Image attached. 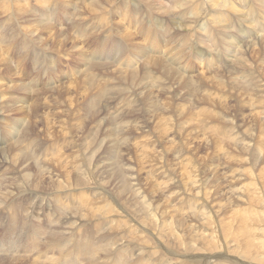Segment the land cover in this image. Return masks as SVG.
<instances>
[{
	"label": "rangeland",
	"instance_id": "rangeland-1",
	"mask_svg": "<svg viewBox=\"0 0 264 264\" xmlns=\"http://www.w3.org/2000/svg\"><path fill=\"white\" fill-rule=\"evenodd\" d=\"M89 1L0 0V264H264V1L195 0V16L163 12L170 0H154L151 16L152 0H114L112 15L84 10ZM137 24L135 39L123 36ZM163 29L184 51L164 45ZM58 30L66 39L48 50L35 40ZM169 51L201 52L180 63L178 82L157 66ZM76 164L92 172L78 176ZM132 180L155 211L143 221L124 209Z\"/></svg>",
	"mask_w": 264,
	"mask_h": 264
},
{
	"label": "bare ground",
	"instance_id": "bare-ground-1",
	"mask_svg": "<svg viewBox=\"0 0 264 264\" xmlns=\"http://www.w3.org/2000/svg\"><path fill=\"white\" fill-rule=\"evenodd\" d=\"M61 1V0H60ZM114 0H90L89 2H87L86 4H87V6L84 8V10H86V11H88V12H96V11H100V12H108V15H112V14H110V11H112V12H116V9L118 8V4H117V6L114 8V2H113ZM262 1H264V0H262ZM84 2V1H83ZM191 2V3H190ZM196 1L195 0H170V3H167V6H165V4H163V3H160L159 4V8L160 9H162L163 10V12H167V10L169 9V8H171V7H173V6H177V8L178 7H180V9H177V10H179V11H181V10H183V12L185 13V12H187V8L189 7V9L191 8V11L193 12V10H197V8L199 7V5L198 4H196L195 3ZM220 2H221V4H225V3H227L228 1L227 0H220ZM205 3V2H204ZM212 3V2H211ZM27 4V3H26ZM128 4H130V2L128 1ZM219 4V3H218ZM220 4V5H221ZM8 5V4H7ZM59 5H62V7H60ZM144 5H145V7H146V11H147V15L148 16H151L152 14V12L156 9V8H154L153 7V5H156V2L154 1V0H152V1H144ZM186 5V6H185ZM57 6V8H59V10L60 11H63L64 9H67L66 7H65V5H63L62 3L61 4H57L56 5ZM205 6V5H204ZM18 7V6H17ZM110 7H111V9H110ZM138 7V6H137ZM132 8H134V9H136L137 10V8H136V5H133L132 6ZM222 8H224V7H222ZM139 10H141L140 8L138 9V11ZM24 11V10H23ZM34 13V12H33ZM54 13V12H53ZM77 13V12H76ZM75 13V14H76ZM145 13V12H144ZM168 13V12H167ZM198 13V11L197 12H193V14L191 15V16H195L196 14ZM138 14H140V12H138ZM40 15V14H39ZM54 15V14H53ZM86 15V14H85ZM142 16V15H141ZM1 17V16H0ZM25 17V16H24ZM41 17V16H40ZM56 17V16H55ZM178 17V16H177ZM105 18V17H104ZM110 18V17H109ZM142 18V17H141ZM141 18H140V21H141ZM193 18V17H192ZM264 18V17H263ZM16 19V18H15ZM109 20H111V19H109ZM260 20L262 21V23L264 22V20L262 19V18H260ZM259 20V21H260ZM107 21H108V19H107V17L105 18V20H104V24H101V27H104V26H107V25H110V24H107ZM146 21L148 22V20L146 19ZM176 21V20H175ZM179 21V20H178ZM48 22V21H47ZM54 22V21H53ZM110 22V21H109ZM189 22V19L188 18H185V19H183L178 25H181V24H184V23H188ZM138 23V22H137ZM174 23V22H173ZM8 24V23H7ZM6 24V25H7ZM134 24V23H133ZM14 24H8V27H11V26H13ZM22 25V24H21ZM49 25V24H48ZM51 25V24H50ZM138 25V26H137ZM137 25H131V27L133 28V31L135 32V33H133V32H126V33H124L123 34V36L124 37H129V38H132L133 37V39H135L136 37V35H138L137 34V32L135 31V28H137V29H139V30H141V24H137ZM157 25H160V27L161 26H163V24H144V26L142 27V30H143V28H147V29H150L152 26H155V27H157ZM264 25V24H263ZM27 26L29 27V28H31L32 30H33V32L34 33H36V32H38L39 33V31H44V30H51L49 27L47 28V27H41L40 28V30L39 31H37L38 30V27H40L41 26V24H27ZM173 26V25H172ZM111 27H113V26H111ZM185 27V26H184ZM204 25L202 24L201 25V27H200V29L204 32V34H205V36H204V38H205V41H207V42H211L214 38H215V34H214V32H209V30H208V32H206L205 30H204ZM227 27V26H226ZM254 27H256V24H254ZM257 27L259 28V24H257ZM87 28H88V26H87ZM225 28V27H224ZM248 28H249V26H248ZM26 29V28H25ZM190 29H191V27H190ZM211 29V28H210ZM226 29V28H225ZM23 30V29H22ZM28 30V29H27ZM103 30H105V27L103 28ZM256 30H260V31H264L263 29H262V27L260 28V29H256ZM56 31V30H55ZM63 32V33H60V32ZM69 31V30H68ZM74 31V30H73ZM182 31V30H181ZM212 31V30H211ZM49 32V31H48ZM118 32V31H117ZM139 32V31H138ZM224 32H225V30H224ZM246 32V30H241L240 31V34H237V35H242L243 33H245ZM30 33V32H29ZM28 33V34H29ZM51 33H52V31H51ZM64 31H62V30H58L57 32H55V34H54V36H52V37H47V40L46 41H44L39 35H35V40H37L38 42H40V43H38V44H42V45H45L46 46V49H47V47H51L53 44H54V41L52 40V39H54V40H57L59 37H63V39L62 40H65L66 39V37H65V35H64ZM143 33V32H142ZM248 33V32H247ZM67 34V33H66ZM114 34H115V32H114ZM174 33H172V30H170V31H168L167 32V30L166 29H163V30H161L160 32H159V35L161 36V41H166V40H168V42L166 43H164V45H169V44H172V45H174L173 47L175 48V49H177L179 52H182V51H184V49L186 48L185 46L183 47V42H180V41H177V40H175L177 37L175 36V35H173ZM22 35H24V34H22ZM135 35V36H134ZM207 35H208V37H207ZM26 36H30V34L29 35H26ZM51 36V35H50ZM229 35H226V37H228ZM7 37V36H6ZM174 37V38H173ZM255 36H252V38H254ZM122 38V37H121ZM22 39V38H21ZM125 39V38H124ZM249 39V38H248ZM9 39L7 38V41H8ZM31 40V39H30ZM69 40V39H68ZM227 40V39H226ZM23 41V40H22ZM33 41V40H32ZM58 41V40H57ZM60 41V40H59ZM108 41V40H107ZM232 41H234V40H232ZM64 42L65 41H62V43L64 44ZM67 42V41H66ZM78 42V41H77ZM69 43V42H68ZM71 43V42H70ZM67 44V43H66ZM65 44V45H66ZM74 44H76V43H74ZM115 44V43H114ZM150 44H151V42H150ZM41 45V46H42ZM69 45V44H68ZM117 45V44H116ZM138 45V44H137ZM212 45V44H211ZM39 46V45H38ZM60 46H61V44H60ZM64 46V45H63ZM158 46V45H157ZM163 45H161V47H162ZM171 46V45H170ZM82 47V46H81ZM116 47V46H115ZM159 47V46H158ZM205 47V46H204ZM62 48V47H61ZM65 48H67V47H65ZM77 48V47H76ZM53 49V48H52ZM63 49V48H62ZM203 49H205V48H203ZM203 49H200V51L201 52H203L204 50ZM48 50V49H47ZM55 50V49H54ZM59 50V49H58ZM57 50V51H58ZM61 50V49H60ZM74 50H75V45H74ZM77 50H78V48H77ZM115 50H116V48H115ZM176 50V51H177ZM245 50V49H244ZM51 51V50H50ZM62 51V50H61ZM168 51V50H167ZM175 51V50H174ZM199 51V52H200ZM224 51L226 52V54H229L230 52H232L231 51V47L230 46H228L227 44L225 45V47H224ZM60 52V51H59ZM104 52V51H103ZM155 52H157L156 50H154V53ZM161 52V51H160ZM169 52H171V51H169ZM198 52V53H199ZM200 52V53H201ZM79 53L81 54V52L79 51ZM101 53V52H100ZM142 53H144V54H146L145 52H142ZM142 53H138V54H142ZM177 53V52H176ZM198 53H192V55H194V56H197L198 55ZM94 54V53H93ZM138 54H136V55H138ZM143 54V55H144ZM256 54V53H255ZM31 55V54H30ZM72 55V54H71ZM101 55V54H100ZM156 55H158V52L156 53ZM164 56L163 57H166L167 58V60H165V59H162V60H160V62H158V60H157V62H158V64H157V66L159 65L160 66V68L162 69V71H165V72H167L170 76L169 77H171L172 78V80L173 81H177L178 82V77L175 75V74H179V75H182L183 76V72L182 73H179L180 72V63L182 62V61H186L188 58H190L192 55H190V54H188L187 56H186V60H184L185 58V56L182 58L181 57V59L180 58H177V57H175L174 56V54H173V52H171V53H164L163 54ZM181 55V54H180ZM178 56V55H177ZM31 57V56H30ZM34 57V56H33ZM179 57V56H178ZM1 59V58H0ZM148 59V58H147ZM146 59V61H148ZM196 59H199V58H196ZM152 60V59H151ZM156 60V59H155ZM230 60V59H229ZM256 60V59H255ZM2 61V60H1ZM133 61V60H132ZM153 61V60H152ZM161 61H163V63L164 64H167L168 66H166V65H164V64H162L161 63ZM225 64V63H224ZM132 65H134L133 63H132ZM128 66V65H127ZM147 66H149V64L147 65ZM151 66V65H150ZM156 66V65H155ZM131 67V66H130ZM9 68V67H8ZM118 68V67H117ZM116 68V69H117ZM119 68H121V67H119ZM95 69V68H94ZM97 69H99V68H97ZM104 69V68H103ZM122 69V68H121ZM81 70V69H80ZM100 70V69H99ZM102 70V69H101ZM147 70V69H146ZM160 70V69H159ZM95 73H97V72H95ZM124 73V72H123ZM174 74V75H172V74ZM262 73V72H261ZM162 74V73H161ZM164 74V73H163ZM132 75V74H131ZM130 75V76H131ZM148 75V74H147ZM166 75V74H165ZM178 75V76H179ZM158 76L155 78V79H152L151 78V81L149 82L151 85H152V83L153 82H156L153 86H155V88H156V86H158L159 85V83H158ZM168 78V77H167ZM192 78V77H191ZM132 79V78H131ZM184 79V78H183ZM182 79V80H183ZM169 80H170V78H169ZM171 80V81H172ZM185 80V79H184ZM189 82L190 81H187L186 80V82L184 81V83H183V85L182 86H188L187 87V89L189 88V92H186V93H192L193 91H194V89H193V91H192V88L191 87H189V86H192L193 85V83H192V85H189ZM195 87H196V85H198V92H197V94H200L201 92H203V88H202V86H201V84L198 82V81H195ZM236 85V84H235ZM147 86V81L144 83V87H146ZM130 87H131V85H130ZM140 87H141V85H140ZM151 87V86H150ZM175 87V86H174ZM256 87V86H255ZM152 88V87H151ZM154 88V89H155ZM162 88V87H161ZM160 88V89H161ZM143 89V88H142ZM167 89V88H166ZM196 89V88H195ZM169 90V89H168ZM156 91V90H155ZM158 91H159V89H158ZM89 93L90 92H92V90H90V91H88ZM161 94H162V92L164 93L165 92V90H164V88H162L161 89ZM140 93V92H139ZM142 93H143V91H142ZM195 93H196V91H195ZM85 95H88V94H85ZM151 95H153V94H151ZM150 95V96H151ZM201 96H200V99H202L203 98V96L204 95H210L209 93H203V94H200ZM149 97V96H148ZM159 97V96H158ZM162 97V96H161ZM208 97V96H207ZM210 97H212L211 95H210ZM85 98V97H84ZM205 98V97H204ZM147 99H149V98H147ZM221 99V98H220ZM73 100V99H72ZM145 100H146V98H145ZM215 101V100H214ZM93 102V101H92ZM97 102V101H96ZM98 103V102H97ZM148 103V102H147ZM214 103V102H213ZM152 105V104H151ZM247 106V105H246ZM252 106V105H251ZM160 107V106H159ZM234 107V106H233ZM127 108V107H126ZM161 109H162V111H163V113H165V112H167L168 110H169V108L168 107H166V106H164L163 105V103L161 104ZM254 109V108H253ZM193 111V110H192ZM4 113V112H3ZM162 113V114H163ZM256 113V112H255ZM87 114H89V113H87ZM95 114V113H94ZM93 114V115H94ZM98 114V113H97ZM5 115V114H4ZM121 115V114H120ZM56 116V115H55ZM123 116V115H122ZM126 116V115H125ZM130 116V115H129ZM133 116V115H132ZM163 116V119L165 120V124L167 125V131H171L173 128H174V125H173V116L172 115H162ZM94 117H95V115H94ZM107 118V117H106ZM114 119H115V117H114ZM118 119V118H117ZM127 119H128V117H127ZM112 120V119H111ZM162 120V119H161ZM94 121V120H93ZM93 121H91V122H93ZM253 122V121H252ZM9 123V122H8ZM47 123V122H46ZM51 123V122H50ZM93 124V123H92ZM96 124V123H95ZM205 124V123H204ZM250 124V123H249ZM201 125V124H200ZM10 126V125H9ZM45 126V125H44ZM53 126V125H52ZM132 126V125H131ZM61 127V126H60ZM10 128H13V126L11 125L10 126ZM48 128V127H47ZM188 128V127H187ZM261 128H263V127H261ZM196 129H197V127H196ZM245 129H246V127H245ZM11 131V130H10ZM200 131V130H199ZM204 131V130H203ZM12 132V131H11ZM196 132H198V131H196ZM202 131H200V133H201ZM191 134H193V133H191ZM195 134V133H194ZM158 135V134H157ZM253 135V134H252ZM177 137V136H176ZM175 137V138H176ZM179 137V136H178ZM257 137V136H256ZM255 137V138H256ZM40 138V137H39ZM195 138H196V136H195ZM228 138V137H227ZM252 138V137H251ZM42 139V138H41ZM34 140V139H33ZM33 140H32V142H33ZM215 140V139H214ZM126 141V140H125ZM187 141V140H186ZM213 141V140H212ZM32 142H30V143H32ZM169 142V141H168ZM240 142V141H239ZM250 142V141H249ZM248 143V142H247ZM246 143V144H247ZM44 144V143H43ZM80 144V143H79ZM15 145H17V144H15ZM203 145V144H202ZM33 146V145H32ZM39 146V145H38ZM37 145H36V147H38ZM77 146V145H76ZM82 146V145H81ZM124 146V145H123ZM122 146V147H123ZM13 147V146H12ZM192 147V146H191ZM259 147V146H258ZM118 148V147H117ZM124 148V147H123ZM214 148V147H213ZM200 149V148H199ZM261 149V148H260ZM88 150V149H87ZM28 152V151H27ZM43 152V151H42ZM140 154V153H139ZM222 154V153H221ZM245 154V153H244ZM248 155V154H247ZM36 156V155H35ZM83 156V155H82ZM36 158H37V156H36ZM83 158V157H82ZM87 158V157H86ZM30 160V159H29ZM39 159H35V165H37L38 166V168H39V171H45V172H47L48 173V175H50V172H48L46 169H44V167L39 163V161H38ZM258 160V159H257ZM12 162H17L18 164H19V162L17 161V159L16 158H13L12 159ZM31 162L32 163H34V160H32L31 159ZM34 165V164H33ZM89 166H90V164H88ZM225 166V165H224ZM75 173L78 175V176H82V177H85L86 176V174L89 172V171H91V169L92 168H90V167H88V169H84L83 167L82 168H80V166H79V164H76L75 166ZM182 171V170H181ZM92 172V171H91ZM162 172V171H161ZM253 173V172H252ZM91 177V176H90ZM227 177V176H226ZM48 178V177H47ZM86 178V177H85ZM39 179V178H38ZM56 178H53V177H51L50 179H48V181H50V182H53L54 184H63V183H67L68 182V180H69V178H66V179H58L57 181L59 182H57L56 180H55ZM226 179V178H225ZM229 179V178H228ZM86 180V179H85ZM107 180V179H106ZM193 180V179H192ZM42 180H40V182H41ZM73 182V181H72ZM82 182H84V181H82ZM91 182V181H90ZM101 182V181H100ZM119 182H120V184L122 185V183H123V180H119ZM132 182V184H133V187H134V189L136 190H131L130 188H127L126 189V194H128V193H133V196H132V198H134V197H136L135 196V194L137 195V197L135 198V199H132V201H131V197L128 195V197L127 198H125V204L124 205H126V206H124L123 208L126 210V212H130V213H134V214H138V213H141V214H146V215H141V217H140V220L141 221H143V216L144 217H146V218H148L147 217V214H149V215H155V211H150L149 210V207H151L150 205H151V203H142L141 202V200H140V198L143 196L142 194H141V189H140V187H136V185L134 184V182H133V180L131 181ZM88 183V182H87ZM107 183V182H106ZM125 183V182H124ZM193 183V182H192ZM19 184V183H18ZM71 184V183H70ZM101 184V183H100ZM196 184V183H195ZM102 185V184H101ZM126 185H128V184H126ZM83 186V185H82ZM82 186H81V188H82ZM88 186V185H87ZM124 188H126L124 185H122ZM69 187V186H68ZM74 187V186H73ZM96 187V186H95ZM112 187V186H111ZM152 187H153V185H152ZM243 187V186H242ZM248 187V186H247ZM85 188H86V186H85ZM73 189V188H72ZM74 189H76L75 187H74ZM79 189V188H78ZM115 189H117V188H115ZM120 189V188H119ZM235 189V188H234ZM77 190V189H76ZM91 190V189H90ZM113 190V189H112ZM240 190V189H239ZM63 191V190H62ZM75 191V190H74ZM104 192V191H103ZM123 192V191H122ZM121 192V193H122ZM96 193V192H95ZM107 194H108V192H106ZM97 194H99V193H97ZM115 194V193H114ZM170 194V193H169ZM74 195V194H73ZM84 195V194H83ZM86 195V194H85ZM96 195V194H95ZM94 195V196H95ZM35 196V195H34ZM34 196H32V197H34ZM89 196V195H88ZM154 196V195H153ZM257 196V195H256ZM73 197V196H72ZM71 197V198H72ZM104 197H106V196H104ZM110 197H111V195H110ZM119 197V196H118ZM68 198H69V196H68ZM81 198V197H80ZM82 198H83V196H82ZM86 198V197H85ZM94 198V197H93ZM108 198V197H107ZM195 198V197H194ZM63 199V198H62ZM118 199V198H117ZM116 200V199H115ZM122 201V200H121ZM121 201H120V203H121ZM124 201V200H123ZM117 202V201H116ZM84 203V202H83ZM92 203V202H91ZM91 203H90V205H91ZM94 203H96V202H94ZM99 203V202H98ZM119 203V204H120ZM66 204V203H65ZM106 204V203H105ZM118 204V203H117ZM116 204V205H117ZM238 204V203H237ZM79 205V204H78ZM77 205V206H78ZM107 205V204H106ZM81 206V205H80ZM120 206V205H119ZM141 206H143V207H145V211L146 212H144V210L141 208ZM177 206V205H176ZM90 207V206H89ZM101 207V206H100ZM103 207V206H102ZM134 207V208H133ZM192 207V206H191ZM77 208V207H76ZM105 208V207H104ZM159 208V207H158ZM72 209V208H71ZM75 209V208H74ZM79 209V208H78ZM199 209V208H198ZM240 209V208H239ZM61 210V209H60ZM80 210V209H79ZM91 210V209H90ZM100 210V209H99ZM110 210V209H109ZM66 211V210H65ZM72 211V210H71ZM75 211H76V209H75ZM106 211V210H105ZM159 211V210H158ZM87 212H88V210H87ZM110 212H113V211H111L110 210ZM128 212V213H129ZM64 213H66V212H64ZM67 213H71V212H67ZM90 213V212H89ZM95 213H97V212H95ZM129 213V215H131ZM229 213V212H228ZM162 214V213H161ZM203 214V213H202ZM262 214V213H261ZM72 215H73V213H72ZM87 215V214H86ZM200 215V214H199ZM94 216V215H93ZM96 216V215H95ZM78 217V216H77ZM84 217V216H83ZM82 217V218H83ZM92 217V216H91ZM91 217H89L90 218V220H91ZM99 217V216H98ZM102 217H104V216H102ZM60 218V217H59ZM62 218V217H61ZM200 218V217H199ZM66 219V218H65ZM87 219V218H86ZM93 219H95V218H93ZM92 219V220H93ZM108 219V218H107ZM106 219V220H107ZM133 219V218H132ZM188 219V218H187ZM76 220L78 221L79 219H77L76 218ZM82 220V219H81ZM80 220V221H81ZM255 220V219H254ZM132 220L131 219H129V222H131ZM261 221V220H260ZM260 221H259V223H260ZM64 222V221H63ZM74 222V221H73ZM154 222V221H153ZM262 222V221H261ZM145 223V222H144ZM49 224H51V223H49ZM48 224V225H49ZM85 224V223H84ZM171 225V224H170ZM256 225V224H255ZM144 226H146V225H144ZM167 226V225H166ZM42 227V226H41ZM50 227V226H49ZM136 227H140L142 230H144L145 231V229L147 228V226L146 227H143V226H136ZM139 228V229H140ZM53 229V228H52ZM164 229H165V227H164ZM45 231V230H44ZM57 231V230H56ZM69 231V230H68ZM146 231H148V230H146ZM175 231V230H174ZM31 232V231H30ZM168 232V231H167ZM50 233H52V232H50ZM184 233V232H183ZM38 234V233H37ZM40 234V233H39ZM7 235V234H6ZM36 235V234H35ZM262 235V234H261ZM11 236V235H10ZM36 236H38V235H36ZM62 236V235H61ZM73 237V236H72ZM169 237V236H168ZM74 238V237H73ZM180 238V237H179ZM201 238V237H200ZM61 240V239H60ZM3 241V240H2ZM22 241V240H21ZM33 241H35V240H33ZM64 241V240H63ZM166 242V241H165ZM188 242V241H187ZM26 243V242H25ZM117 243V242H116ZM9 244H11V243H9ZM29 244V243H28ZM71 244V243H70ZM163 245L161 244V246L160 247H162ZM38 248V247H37ZM10 251H12V249L10 250ZM169 251V250H168ZM1 254V253H0ZM198 255V254H197ZM197 257V256H196ZM203 258V257H202ZM220 258V257H219ZM1 259V258H0ZM179 259V258H178ZM66 261V260H65ZM172 262V261H171ZM182 262H183V260H182ZM196 262V261H195ZM71 263V262H70ZM166 263V262H165ZM224 263V262H223ZM177 264V263H176Z\"/></svg>",
	"mask_w": 264,
	"mask_h": 264
}]
</instances>
